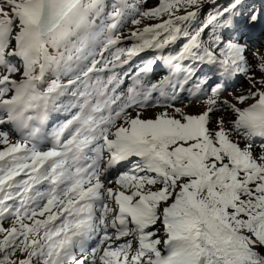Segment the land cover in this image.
Returning <instances> with one entry per match:
<instances>
[{
  "label": "snow or ice",
  "instance_id": "1",
  "mask_svg": "<svg viewBox=\"0 0 264 264\" xmlns=\"http://www.w3.org/2000/svg\"><path fill=\"white\" fill-rule=\"evenodd\" d=\"M257 25L248 0H0V264H264Z\"/></svg>",
  "mask_w": 264,
  "mask_h": 264
},
{
  "label": "rangeland",
  "instance_id": "2",
  "mask_svg": "<svg viewBox=\"0 0 264 264\" xmlns=\"http://www.w3.org/2000/svg\"><path fill=\"white\" fill-rule=\"evenodd\" d=\"M131 2V0H130ZM220 3L222 4H226L227 3V0H219ZM145 3H146V6L147 7H152L155 5V0H145ZM248 3L251 4V5H254L255 7L257 8H261V4L264 3V0H255L254 2H252L251 0H248ZM211 9L206 7L205 9V14L207 13V11H210ZM246 36H247V32H245ZM251 44L253 46H260L262 42H264V30H263V33L261 35V38H259V40L257 41H250ZM127 43V42H126ZM150 54L147 58L145 59H142L140 60L141 58H143L144 56ZM154 53H151V52H148V53H144V54H141V56L139 58H136V62H133L132 64V68H138L142 63L146 62L147 60L151 59L153 57ZM161 67H165L162 63H161ZM157 72L159 73V69H157ZM159 74H163V73H159ZM240 81H243L241 84L242 86L241 87H247V84L246 82L243 80V78H239L235 85L233 86V88H230L229 91H233L234 88H236V86H240V84L238 82ZM185 97H186V94H184ZM225 95H227V93H225ZM180 106V105H178ZM198 110V105H192L189 107L188 111L190 112H195ZM152 111L151 109L147 110V112L145 113L146 115H151L152 114ZM59 116V119H63V114H53V116L50 118V121H49V125L48 127H51L53 126L55 123L59 122L56 117Z\"/></svg>",
  "mask_w": 264,
  "mask_h": 264
},
{
  "label": "bare ground",
  "instance_id": "3",
  "mask_svg": "<svg viewBox=\"0 0 264 264\" xmlns=\"http://www.w3.org/2000/svg\"><path fill=\"white\" fill-rule=\"evenodd\" d=\"M111 1H112V0H107V2H109V3H111ZM251 1L254 2L255 0H251ZM261 7H264V3L261 4ZM263 30H264V27H262V26H260V25H257L256 27L251 28V32H253V31L257 32V35H255V38L252 39V41H257V40H259V38H261V35H262V33H263ZM245 32H247V30H245ZM149 55H150V54L144 56V57L141 58L140 60L147 58ZM134 62H136V59L134 60ZM242 82H243V81L238 82V83L240 84V86L237 85L236 88H240V87L242 86V84H241Z\"/></svg>",
  "mask_w": 264,
  "mask_h": 264
}]
</instances>
